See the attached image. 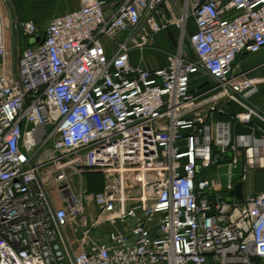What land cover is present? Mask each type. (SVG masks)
Wrapping results in <instances>:
<instances>
[{"label":"built area","instance_id":"2783aa9c","mask_svg":"<svg viewBox=\"0 0 264 264\" xmlns=\"http://www.w3.org/2000/svg\"><path fill=\"white\" fill-rule=\"evenodd\" d=\"M8 30L0 7V264H264V190L229 196L264 169V57L239 63L264 0H78L15 53Z\"/></svg>","mask_w":264,"mask_h":264},{"label":"rangeland","instance_id":"374dc122","mask_svg":"<svg viewBox=\"0 0 264 264\" xmlns=\"http://www.w3.org/2000/svg\"><path fill=\"white\" fill-rule=\"evenodd\" d=\"M77 0H0V7L3 12L6 13L9 19V30L7 32V41L9 42V49L13 47V53L21 50L26 46L25 39L20 35V28L23 23L27 21H32L37 25L44 26L55 14L67 12V9H71L72 6L77 5ZM64 11V12H63ZM177 17V15H176ZM17 39L18 43L12 45V40ZM178 43V34L177 30L173 27H170L160 33L153 43V48L161 50L163 52H173ZM13 44V43H12ZM184 50L185 53L192 58L190 47L187 41H184ZM15 55V54H14ZM260 54L251 55L249 58H246L244 61L239 62L243 69H252L255 68L257 64L260 63L262 58ZM146 64L149 67H158L161 63H164V54L161 52H154L149 50L145 52ZM250 77L253 78H264V67H258L252 70L249 73ZM208 79H202L196 77L195 81L197 84L203 83ZM256 103L259 104L264 109V83L260 86L259 95L256 98ZM226 166H219L217 170H210L208 172L209 177L212 179H220L221 183L224 185L226 182ZM234 178L239 177L240 169H232ZM257 173V175H255ZM264 169L249 171L247 173V179L244 183L243 193L245 195L250 193H256L260 188L264 187ZM50 196L52 197L54 203L57 202L56 194L52 188H48Z\"/></svg>","mask_w":264,"mask_h":264},{"label":"trees","instance_id":"16d2710c","mask_svg":"<svg viewBox=\"0 0 264 264\" xmlns=\"http://www.w3.org/2000/svg\"><path fill=\"white\" fill-rule=\"evenodd\" d=\"M164 63H161L160 66H163ZM246 129L237 127V132H245ZM87 188L89 191L96 192L102 189V178L100 174L96 173H87L86 174Z\"/></svg>","mask_w":264,"mask_h":264},{"label":"water","instance_id":"95a60500","mask_svg":"<svg viewBox=\"0 0 264 264\" xmlns=\"http://www.w3.org/2000/svg\"><path fill=\"white\" fill-rule=\"evenodd\" d=\"M229 196L234 197L236 200L240 201L243 198V183L238 182L235 184L234 189L229 193Z\"/></svg>","mask_w":264,"mask_h":264},{"label":"crops","instance_id":"0c3cea01","mask_svg":"<svg viewBox=\"0 0 264 264\" xmlns=\"http://www.w3.org/2000/svg\"><path fill=\"white\" fill-rule=\"evenodd\" d=\"M62 1H65V0H62ZM77 1H78V0H77ZM77 6H78V2H77V5L72 6L71 9H67L66 11L72 10V9L76 8ZM63 12H64V11H63ZM255 175H257V173H255ZM263 175H264V174H263ZM262 190H264V187H262V188L259 189V191H262ZM259 191H258V192H259ZM58 205H59V204H58Z\"/></svg>","mask_w":264,"mask_h":264}]
</instances>
